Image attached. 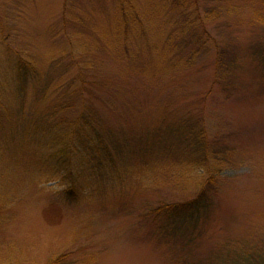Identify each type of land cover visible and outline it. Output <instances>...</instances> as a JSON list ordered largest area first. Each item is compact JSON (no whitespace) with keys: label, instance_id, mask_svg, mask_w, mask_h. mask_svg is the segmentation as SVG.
Returning <instances> with one entry per match:
<instances>
[{"label":"rangeland","instance_id":"1","mask_svg":"<svg viewBox=\"0 0 264 264\" xmlns=\"http://www.w3.org/2000/svg\"><path fill=\"white\" fill-rule=\"evenodd\" d=\"M166 1L172 3L0 0V264L264 260V65L254 55L264 40V0H183L188 10L226 8L208 26L212 40L236 60L226 86L213 83L214 47L171 69L149 54L169 51L167 39L181 33L174 19L182 14L168 3L165 10ZM74 50L83 51L87 78L123 82L120 92L102 89L98 96L112 103L105 121L123 135L119 147L132 163L106 172L96 191L72 202L70 185L44 178L56 160L35 142L38 99L53 94L57 77L70 81L76 66L65 70L70 57L64 58ZM32 68V78L17 79ZM194 135L203 140L205 163L187 160L182 142L181 151L170 146ZM142 151L159 154L141 162L136 152ZM200 186L209 205L194 222H170L159 210L195 198Z\"/></svg>","mask_w":264,"mask_h":264},{"label":"trees","instance_id":"2","mask_svg":"<svg viewBox=\"0 0 264 264\" xmlns=\"http://www.w3.org/2000/svg\"><path fill=\"white\" fill-rule=\"evenodd\" d=\"M171 1V4L166 1L164 7L166 10L168 3L170 6L176 7L177 11L182 14V16L179 17L177 15V18L174 19V24L178 25L177 32L179 31L181 33L178 36L172 35L167 39L166 45L169 51L165 48V52L167 53L166 57H164L165 52L161 51L159 48H152L149 54L153 55L157 63L160 62V64H162L167 62L168 69H171L178 65V61L190 64L198 51L213 49L214 47L213 83L215 85L226 86L235 69L236 60L233 55L227 53L226 50L222 49L220 45L212 40L208 28L216 18H219L221 13L227 11L226 8L194 5L195 8L188 10L187 7L189 6L185 1ZM170 20L171 19L168 20V23H170ZM262 24L264 27V19L262 20ZM145 44L147 45V43ZM148 45H150V42H148ZM191 46H193V50L188 51L189 53L181 52L183 51L182 49L186 48L188 50ZM156 49L159 50L154 51ZM174 49L176 50L174 51ZM174 52L176 53L174 54ZM170 53H173V55H170ZM82 55H84L83 51L78 50H74L70 54L68 53L64 60L70 57V63L68 62L64 65L65 70L66 66L67 69L76 66V71L68 75L71 76L69 78L70 81H65L63 83L59 81L60 77H57L56 80H54V89L51 90L53 94L50 93L49 97L44 100L38 99V101L41 100L39 108L41 125L35 142L36 150L38 147L46 148L50 151L48 158L56 160L53 169H49L46 172L42 171L44 178L49 181L62 179L64 183L70 185L66 193L67 197L70 198L72 202H74L78 196H81L83 191H96L97 188L94 185L104 183L103 177L106 172L111 174L112 171L116 170L118 165L122 168H130V163H132V161H129L128 157L124 155V150L126 149L124 147H119L124 144L123 135L120 133L116 134V132L113 133L112 131L115 130L105 121L106 110H112V103L107 102L109 99H99L101 96H98L99 93L102 92V89L108 90L110 94L118 91L120 92L123 89V82L113 79V81L109 83L104 79L92 81L90 78H87L85 68H89V66H82L80 64L83 58ZM254 55L264 65V40L261 44H255ZM125 58L128 59L129 56H125ZM60 59L61 60L57 59L58 61L56 60V70L63 66L62 57ZM132 60H134V58ZM27 66L28 63H24L22 72L26 71ZM59 66L60 68H58ZM90 68L92 67L90 66ZM31 70L33 71L29 76L24 73L20 78L19 74H17V79L23 81L26 78H32L35 69L32 68ZM139 70H141L140 73H142V68L137 69V71ZM161 78H163L162 73L160 74V79ZM93 85L98 90L97 94L93 93ZM96 100L98 103L97 106H95ZM1 108L4 109V106L1 105ZM110 113L111 112H108L107 116ZM107 125L110 128L107 127ZM155 133L159 134L160 132L157 131ZM117 135L120 137H117ZM181 137L182 136L177 137L178 143H171L170 146L174 149H180L181 151L182 142L185 146L182 155H184L187 160L192 159L190 161L204 162L203 159L206 158V149L198 147L200 143H203V140L198 135H194L195 139ZM116 146H118V148L112 151L111 148H115ZM194 146L198 148L195 149ZM152 147L154 149L155 145L153 144L150 146V148ZM118 151L119 153H117ZM163 151L165 150L161 149L159 153ZM197 151L201 152L203 156L200 158L193 157L194 153ZM150 153L151 155L143 151L136 152L137 159L143 162L147 157H154L155 154H159L158 152L152 154L151 151ZM41 160H43L45 164L47 158L41 157ZM143 164H145V162ZM203 194L204 192L200 186L198 190H195V198L183 203L165 204L159 210H165L166 216L169 218L170 222L173 220L180 221L178 223L181 224L194 222V218L202 210L207 209L209 205L201 198ZM62 259L63 258L59 260V258H57L58 261L53 260L49 264H54L56 261V264H64L61 262ZM255 260L256 264H264V260ZM226 264L238 263L227 262Z\"/></svg>","mask_w":264,"mask_h":264}]
</instances>
